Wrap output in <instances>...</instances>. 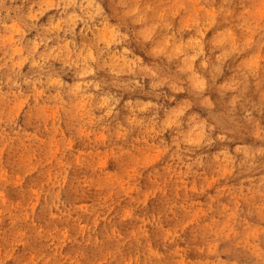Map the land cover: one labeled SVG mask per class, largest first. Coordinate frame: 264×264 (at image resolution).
Masks as SVG:
<instances>
[{
    "label": "clouds",
    "instance_id": "1",
    "mask_svg": "<svg viewBox=\"0 0 264 264\" xmlns=\"http://www.w3.org/2000/svg\"><path fill=\"white\" fill-rule=\"evenodd\" d=\"M58 131L61 143L116 150L114 170L93 174L132 163L148 184L175 176L151 215L172 231L153 225L158 255L136 239L138 264H264V0H0V264H33L4 204L9 189H25L3 170L40 187L41 162L30 175L16 153L35 146L46 158L41 137ZM149 152L161 160L150 163ZM188 179L199 190L184 187ZM193 199L209 216L186 229ZM62 203L50 186L41 211ZM113 251L111 264H126ZM36 259L63 264L47 242Z\"/></svg>",
    "mask_w": 264,
    "mask_h": 264
},
{
    "label": "rangeland",
    "instance_id": "2",
    "mask_svg": "<svg viewBox=\"0 0 264 264\" xmlns=\"http://www.w3.org/2000/svg\"><path fill=\"white\" fill-rule=\"evenodd\" d=\"M46 111L50 120L56 118L58 110ZM91 135L88 133L90 138ZM106 139V133L100 131L95 134L93 143L99 146ZM40 143L43 152L47 153L46 158L42 155L41 148L35 146L26 145V149L16 153L17 162L26 166L30 175L39 170L37 162H41L45 174L40 187H32L29 191L31 177L27 181L19 172L12 177L10 169L5 167L3 170L5 177L14 178L25 189L22 194L9 189L10 199H6L4 204L9 219L15 224L18 238L27 237L33 246V264H39L36 259L37 250L45 242L52 244L56 258L61 259L63 264H111L116 255L113 249L125 256L126 264H138V256H129V253L135 252L136 239L150 241L153 254L158 255L154 251V245L155 242L158 243L155 238L159 232L153 229V225L162 223L164 229L169 232L172 229L163 217L151 215L161 211L162 195H171L175 176L172 179H153L152 184H148L132 163L125 167L122 174L114 171L93 174V169L96 173L101 169L114 170L111 159L118 155L114 148L105 151L103 147H99L98 151H94L91 145L85 148L83 143H74L70 139L61 143L59 131L51 142L41 137ZM161 158L159 152L148 153L152 164L158 163ZM134 159L138 160L140 157ZM182 184L190 190H199V181L192 184L188 179L182 181ZM216 185V179L209 177L205 191L214 193ZM50 186L59 192V199L63 203L52 206L50 211H41L44 190ZM184 187L177 183L175 190L182 195ZM191 210L192 218L184 227L192 229L197 224L204 225L209 216L204 201L193 199ZM4 212L5 208L0 207V215ZM9 219L3 221L4 228L8 227ZM205 226L210 228L212 224ZM230 226L231 218L225 227ZM252 235L259 236L260 229H256ZM77 241L78 245L75 243ZM128 245L132 247L129 248ZM185 251L181 248L178 255H183ZM48 255L51 256L52 252L49 251ZM49 264H52L51 260ZM179 264H192V261L180 260Z\"/></svg>",
    "mask_w": 264,
    "mask_h": 264
},
{
    "label": "bare ground",
    "instance_id": "3",
    "mask_svg": "<svg viewBox=\"0 0 264 264\" xmlns=\"http://www.w3.org/2000/svg\"><path fill=\"white\" fill-rule=\"evenodd\" d=\"M183 261V260H182ZM180 262V261H179Z\"/></svg>",
    "mask_w": 264,
    "mask_h": 264
}]
</instances>
